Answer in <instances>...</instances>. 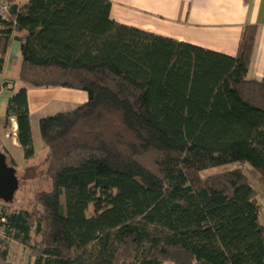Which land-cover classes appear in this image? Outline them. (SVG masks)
<instances>
[{
	"label": "trees",
	"instance_id": "1",
	"mask_svg": "<svg viewBox=\"0 0 264 264\" xmlns=\"http://www.w3.org/2000/svg\"><path fill=\"white\" fill-rule=\"evenodd\" d=\"M5 1L0 75L17 39L24 85L4 125L16 121L24 158L35 156L29 88L88 99L39 119L52 188L32 208L0 200L3 260L18 242L31 264H264V79L248 77L257 26L231 56L119 23L111 0ZM231 162L249 173L201 174Z\"/></svg>",
	"mask_w": 264,
	"mask_h": 264
},
{
	"label": "crops",
	"instance_id": "2",
	"mask_svg": "<svg viewBox=\"0 0 264 264\" xmlns=\"http://www.w3.org/2000/svg\"><path fill=\"white\" fill-rule=\"evenodd\" d=\"M20 1L23 3L26 0ZM111 2L110 16L119 23L231 56L238 53L245 27L256 25L257 34L248 77L264 79V0H111ZM17 34L21 35L23 32ZM19 55H22L20 42L14 39L5 59L4 71L0 75V84L9 81L8 87L0 89V113L4 115V120L8 98L15 89L13 79L7 76L6 71L16 62ZM74 90L78 89L29 88L31 126L33 115L49 106L67 111L88 99V95L83 91ZM3 130V133H0V150L7 155L8 161L10 155L13 156L17 167L16 151L22 148L17 141L16 121L12 120L8 128L3 121Z\"/></svg>",
	"mask_w": 264,
	"mask_h": 264
},
{
	"label": "rangeland",
	"instance_id": "3",
	"mask_svg": "<svg viewBox=\"0 0 264 264\" xmlns=\"http://www.w3.org/2000/svg\"><path fill=\"white\" fill-rule=\"evenodd\" d=\"M25 1V0H24ZM23 55H19L16 62L12 63L10 68H7V76L13 79L12 83L14 90H17L24 84L19 80V70L20 62L22 61ZM9 63V62H8ZM8 67V65H7ZM78 91V90H74ZM83 93L87 94V91L81 90ZM1 106V100H0ZM58 107L49 106L48 108L40 111L33 115V144L35 148V156L30 159H25L23 150L18 149L16 151V156L18 158V166L16 167L17 177L19 181V187L15 192L14 198L6 202L9 209H21V208H32L34 206L35 195L44 190H50L52 188L51 181L43 172L47 166V155L50 151L49 147L44 145L40 132H39V119L44 116L55 114L56 112L64 111V109H57ZM3 121L4 115L0 113V133H3ZM11 140V139H9ZM19 143V142H18ZM242 166L243 169L249 173L250 164L246 163L245 165L240 164L239 162H231L226 165L216 166L209 169H205L201 172L203 176L210 174H215L222 172L228 169H233L239 166ZM258 187L257 199L262 205L261 211V222L264 225V188L254 183ZM5 245L0 244V258L1 252ZM33 258L30 254V250L24 245L18 242H12L8 246V252L6 258L2 261L4 264H31Z\"/></svg>",
	"mask_w": 264,
	"mask_h": 264
},
{
	"label": "water",
	"instance_id": "4",
	"mask_svg": "<svg viewBox=\"0 0 264 264\" xmlns=\"http://www.w3.org/2000/svg\"><path fill=\"white\" fill-rule=\"evenodd\" d=\"M9 81L0 84V89L8 87ZM19 187L16 167L9 165L7 155L0 150V200L9 202Z\"/></svg>",
	"mask_w": 264,
	"mask_h": 264
},
{
	"label": "built area",
	"instance_id": "5",
	"mask_svg": "<svg viewBox=\"0 0 264 264\" xmlns=\"http://www.w3.org/2000/svg\"><path fill=\"white\" fill-rule=\"evenodd\" d=\"M8 12H9V3L5 0H0V15L7 16ZM1 220L4 221L5 218L1 217ZM1 232L2 230L0 229V233Z\"/></svg>",
	"mask_w": 264,
	"mask_h": 264
}]
</instances>
